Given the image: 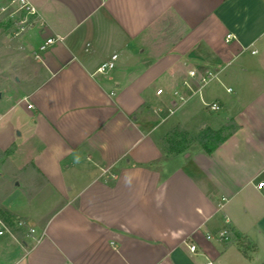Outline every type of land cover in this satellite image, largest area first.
<instances>
[{
    "label": "crops",
    "instance_id": "1",
    "mask_svg": "<svg viewBox=\"0 0 264 264\" xmlns=\"http://www.w3.org/2000/svg\"><path fill=\"white\" fill-rule=\"evenodd\" d=\"M30 1L0 207L36 232L0 235V264H264V0ZM177 127L226 138L172 154Z\"/></svg>",
    "mask_w": 264,
    "mask_h": 264
},
{
    "label": "rangeland",
    "instance_id": "2",
    "mask_svg": "<svg viewBox=\"0 0 264 264\" xmlns=\"http://www.w3.org/2000/svg\"><path fill=\"white\" fill-rule=\"evenodd\" d=\"M20 19L19 12L12 13L11 8L5 3H0V98L8 93H20L25 89V85L20 84L24 74L28 73L29 50L23 36L30 29L22 31ZM6 223L14 234V226L8 221Z\"/></svg>",
    "mask_w": 264,
    "mask_h": 264
},
{
    "label": "built area",
    "instance_id": "3",
    "mask_svg": "<svg viewBox=\"0 0 264 264\" xmlns=\"http://www.w3.org/2000/svg\"><path fill=\"white\" fill-rule=\"evenodd\" d=\"M1 4H6L8 8L12 9V13H20L21 19L19 21L21 25V30L24 31L26 29H30L37 24L41 23L43 24L42 18L39 15V12L37 8L32 4L30 0H0ZM4 8H6L4 6ZM231 35H229L230 37ZM57 38L50 37L48 38L44 44L40 46L41 50L46 49V47L50 44H53L56 42ZM118 55L114 54L110 60L104 62L97 71L100 73H107L115 66V60L117 59ZM197 74V71L191 70L190 75L195 76ZM200 81L202 83H208L212 79L216 77V74L214 71L206 70L203 73L199 74ZM187 86H190L188 83H186ZM183 99V97H181ZM32 104H28V107H32ZM206 106L210 109L212 112H217L221 109V106L218 104V102L213 101L210 103H206ZM260 185H263V183H260ZM15 225L20 229H27L28 235H34L36 232V229L30 225L28 220L17 218L14 220ZM6 233L12 234L11 228L8 226L6 221L0 217V235H4ZM231 230L225 228L220 231H218L216 234H208V238L212 239L215 238L219 241H228L231 238ZM190 250L192 252H195L197 250V246L195 244H189ZM208 264H214L213 262H208Z\"/></svg>",
    "mask_w": 264,
    "mask_h": 264
},
{
    "label": "trees",
    "instance_id": "4",
    "mask_svg": "<svg viewBox=\"0 0 264 264\" xmlns=\"http://www.w3.org/2000/svg\"><path fill=\"white\" fill-rule=\"evenodd\" d=\"M225 138L226 136L223 135V133L214 132L210 129H206L204 132H201L198 137L192 138L182 128L177 127L164 137V144L169 153L178 154L186 151L190 142L198 140L206 151L211 153L225 140ZM0 217L8 221L10 225H14V215L3 207H0Z\"/></svg>",
    "mask_w": 264,
    "mask_h": 264
}]
</instances>
